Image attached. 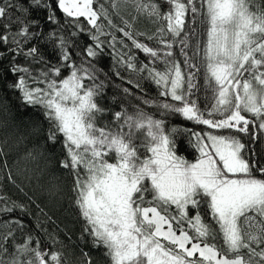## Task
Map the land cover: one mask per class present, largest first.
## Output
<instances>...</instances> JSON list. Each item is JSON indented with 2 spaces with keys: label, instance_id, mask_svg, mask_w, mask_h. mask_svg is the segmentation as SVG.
Here are the masks:
<instances>
[{
  "label": "snow or ice",
  "instance_id": "1",
  "mask_svg": "<svg viewBox=\"0 0 264 264\" xmlns=\"http://www.w3.org/2000/svg\"><path fill=\"white\" fill-rule=\"evenodd\" d=\"M28 4L0 0V65L9 60L0 66V82L13 75L4 87L19 93L20 108L43 115L47 131L36 124L30 134L43 136L49 153L61 145L59 169L73 178L70 191L92 247L109 264H264V151L255 148L264 145V0ZM30 8H50L47 20L54 23V13L63 14V25L48 33L56 38V64L37 47L24 48L40 35L30 29L38 24L28 18ZM127 9L155 31H133L121 14ZM81 35L90 43L73 39ZM105 57L126 96L133 93L123 83L143 91L140 81H151L158 99L143 103L155 105L160 117L203 127L169 128L139 107L131 114L122 107L108 120L100 100L112 80L98 66ZM8 107L0 102L5 112ZM26 120L35 123L23 112L17 122L13 114L10 127ZM181 136L195 149L194 160L179 154ZM20 141L0 136V264H72L44 226L50 220L44 207L25 191L40 169L20 167ZM38 156L44 152L27 150L20 159ZM24 217L35 218L34 229ZM80 257L79 264H92L82 248Z\"/></svg>",
  "mask_w": 264,
  "mask_h": 264
},
{
  "label": "trees",
  "instance_id": "2",
  "mask_svg": "<svg viewBox=\"0 0 264 264\" xmlns=\"http://www.w3.org/2000/svg\"><path fill=\"white\" fill-rule=\"evenodd\" d=\"M49 4L52 3V0H47ZM30 7L29 4L26 5ZM51 11L50 8H41V9H31L27 14L28 18L31 20L38 21V24H32L30 26L31 31L38 32L40 35L38 37L33 36L29 39L26 45H24L25 50L29 47H37L40 49L44 58L48 60L51 64L57 63V54L58 49L54 52L52 40H55V36L51 39L48 38V33L54 32L57 30L58 25H63L64 18L63 14L60 11L54 13L56 17V22H51L47 20V15ZM131 13V15H129ZM12 15V13H9ZM121 14L126 20L132 24V30L135 32H144L151 34L155 31L156 25L151 21L141 17L133 20L132 16L136 15L131 9L122 10ZM83 19V18H81ZM120 27H123L122 24H119V21H115ZM90 27V26H89ZM15 31L16 28L13 27L10 29ZM76 29H65V31H75ZM64 33H61L63 35ZM119 35V34H118ZM73 39L79 40L82 43H90L89 37L87 35H81L79 37H74ZM57 45L59 41L56 40ZM178 53V49H175ZM12 53H8V57L11 58ZM182 59L181 57H177ZM16 59L22 64L25 65L23 59L19 56ZM139 59L143 60L144 56L142 53L139 54ZM110 58H103L99 67H101L105 72L109 73L111 76L112 84L105 88L104 96L100 100L102 107H105L108 111L105 113V117L110 120L112 113L116 111H121L123 107L130 114L134 113L137 107L142 108L146 113L153 114L155 118H163L166 121L167 127H172L175 125L186 126L193 129L194 131H199L200 127L195 126L191 122L183 121L178 117H160L159 113L156 111L155 105L145 104L144 100H157V89L156 85L151 81L142 80L141 88L137 89L132 85L123 83V87H128L131 89L133 95L126 96L120 88L115 87V85H120L121 80L111 74L110 68L112 65ZM9 60L5 59L2 62L3 67L8 66ZM68 72H64V76H67ZM126 77L131 76L132 79H136L135 74L125 72ZM103 78V77H101ZM14 77L11 74H8L5 79L0 82V102H8V111L5 112L3 108H0V136H3L7 132V137L10 144H16L17 141H20L21 137H24L19 143L17 149V158L20 163V167L31 170V169H40V172L37 174L39 179H34L31 182V185L25 188V191L29 195L33 196V199L36 200L38 204H41V207H44L45 213L50 220L44 221V226L48 232L52 233L58 241L62 242L65 246L64 251L69 255V259L72 264H79L80 260V249L82 248L85 252H88L92 257V264H109L107 258L103 255V250H97L92 247V240L87 236L86 233H83L84 221L79 215V210L76 208L74 203V194L70 191L72 185V177L66 170L59 169V161L64 159V153L62 151L61 145L56 144L52 151L49 153L47 151L48 145L44 142L43 136L36 137L31 135V129L36 126V124L42 125L44 131H47L48 125L44 120L43 115L34 111L31 108L22 109L19 107L20 101L18 99L19 93L13 92L10 89L4 87L6 84L12 83ZM198 82L203 84L202 76L198 78ZM201 98L203 97V92L198 94ZM115 97V99H113ZM159 99H163L160 97ZM23 112L25 117H31L32 123L26 120L24 123L19 124L18 128H12L10 125L13 121V114H15L17 122H19V115ZM7 124V127L4 125ZM180 143V153L181 155L186 156L189 160H194L196 151L191 147L187 140L181 136L179 139ZM257 152L264 151V145L257 144L255 145ZM27 150H32L34 154L39 152H44V156H38L36 160L20 159V157L25 156ZM260 163L264 164V156L259 157ZM259 175V174H258ZM56 193V194H53ZM34 194V195H33ZM16 198L15 196L13 197ZM12 215H19L18 213H13ZM25 223L29 228H35V218L34 217H24ZM35 235H38L45 244H52L51 240H48L44 232H34ZM79 247H76V246ZM54 247L59 248L60 245H55Z\"/></svg>",
  "mask_w": 264,
  "mask_h": 264
}]
</instances>
